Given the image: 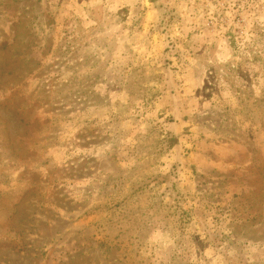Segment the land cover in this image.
Instances as JSON below:
<instances>
[{"label": "rangeland", "instance_id": "rangeland-1", "mask_svg": "<svg viewBox=\"0 0 264 264\" xmlns=\"http://www.w3.org/2000/svg\"><path fill=\"white\" fill-rule=\"evenodd\" d=\"M0 264H264V0H0Z\"/></svg>", "mask_w": 264, "mask_h": 264}]
</instances>
